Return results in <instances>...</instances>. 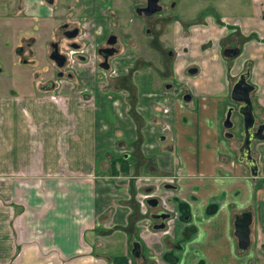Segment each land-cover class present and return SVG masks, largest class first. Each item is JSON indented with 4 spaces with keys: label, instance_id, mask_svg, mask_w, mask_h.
<instances>
[{
    "label": "crops",
    "instance_id": "obj_1",
    "mask_svg": "<svg viewBox=\"0 0 264 264\" xmlns=\"http://www.w3.org/2000/svg\"><path fill=\"white\" fill-rule=\"evenodd\" d=\"M26 1L35 35L30 27L19 35L27 38L30 54L21 61L20 42L8 43L0 31V65L4 54L31 63L41 25L53 19L46 6ZM231 4L242 9L222 14L227 29L216 27L212 15L205 24L194 21L187 29L188 51L180 49L189 38L177 26L181 41L173 65L149 71L129 65L125 75L105 81L98 78L100 69L79 60L57 85H42L44 69L21 94L20 85L0 93V264L264 260V178L250 177L245 163L231 154L236 141L220 137L230 86L245 68L253 113L264 123V0ZM1 19L28 23L3 11ZM45 32L42 47L50 42L51 31ZM223 47L237 54L227 56ZM179 79L187 100L171 93ZM161 96L167 97L164 104ZM263 155L264 139L254 146L258 169ZM166 181L172 187L165 188ZM153 188L171 212L164 229L154 230L138 208L139 195ZM157 210L148 207L149 215ZM245 210L248 246L240 252L232 220Z\"/></svg>",
    "mask_w": 264,
    "mask_h": 264
},
{
    "label": "rangeland",
    "instance_id": "obj_2",
    "mask_svg": "<svg viewBox=\"0 0 264 264\" xmlns=\"http://www.w3.org/2000/svg\"><path fill=\"white\" fill-rule=\"evenodd\" d=\"M138 1L53 0V3L49 5L42 0H36L35 6H46L51 11L53 19L46 21V25H41L39 30L41 33L39 45L33 46L34 48L31 47V49L33 48L34 55L31 63L19 62L15 60L17 57L15 58L14 55H9L8 57L5 54L3 55L4 61L0 65V93L4 89L8 90L9 87L17 90V86L20 85L21 89L17 91L20 90L21 94L26 88L32 86V82L38 80L40 73L44 69L42 85L47 81H52V84L57 85L60 80L65 78L66 65L57 68L51 61L52 65L48 64L47 54L50 51L48 42L42 47V42L46 36V29L51 31V34H47V37L50 35L48 41L57 43L59 53H66L71 50L68 46L70 41L79 40L80 42L83 40L81 32L78 33L76 38L67 39L62 35V30L75 26L79 28L78 30L86 32L85 37L88 41L85 51L78 53L74 50L70 55V58L75 63L72 65V70L75 69V65L79 62L78 54L84 56L85 60H83L92 65L94 71H96L95 69L99 70L97 65H94V61L98 58L93 51L99 45H104L108 34L115 33L117 35V42L115 44L117 50L114 55L108 58L109 67L106 70L100 69V74L99 71H96L98 72L99 79L107 81L110 78L125 75L128 70L125 71L124 69H127L129 65H144L146 67L144 71H149L153 65H173L171 62L174 61V53H176L174 49L180 46L179 41H181L178 25L182 27L181 34L188 36L187 29L195 22L197 24H205L206 15H212L213 19H216L215 23L220 25V19L224 12H229L234 8H236L234 9L236 11L242 9L237 8V5L231 4L232 0H161V10L150 17H144L137 16L134 12V8L140 4ZM225 2L226 7H224ZM26 3V0H0V12L3 11L5 16L15 14L20 20L28 22L27 17L29 16L24 12L27 9ZM223 7L224 9L222 10ZM240 7L245 9L246 6L241 5ZM31 25L32 22H28L27 26H24V24L20 25V22L17 20L5 22L1 19L0 21V31L6 35L7 42L12 43L14 40L20 42L17 47L21 49V53H18L21 61L27 60L30 50L27 38L20 36L19 33L20 30L23 32L26 27L29 28ZM30 28L32 31L29 30V33L35 35L33 28ZM20 38H22L21 41ZM188 38L187 46L183 48L182 45L180 49L188 51L190 48V37L188 36ZM217 43L220 47L224 46V42L220 39H218ZM1 47H3L2 44H0V49H2ZM43 49L46 51V57L42 55ZM2 52L4 53V51ZM193 58L195 59L196 56ZM68 61L69 59H67ZM56 71H60V77H57ZM153 71L151 70L150 72ZM174 74L177 75L176 73ZM155 75L157 78H160L157 72H155ZM181 88L182 79H179L176 82V86L171 88V93L181 96ZM122 90H118L121 95L125 94ZM160 99L164 104L167 97L161 96ZM125 106L129 108L128 104ZM237 118V116H233L231 119L238 124ZM234 135L238 141L239 135L235 132ZM220 137L222 138L221 135ZM256 142L253 143L254 146ZM231 154L234 155V153ZM260 169L263 170V166H260ZM252 261L253 264H264V260H260L258 257H253Z\"/></svg>",
    "mask_w": 264,
    "mask_h": 264
},
{
    "label": "water",
    "instance_id": "obj_3",
    "mask_svg": "<svg viewBox=\"0 0 264 264\" xmlns=\"http://www.w3.org/2000/svg\"><path fill=\"white\" fill-rule=\"evenodd\" d=\"M45 3L51 4L52 0H43ZM157 0H146V4L144 7L136 8L134 11L136 14L142 13L143 15H150L160 10V6L156 3ZM76 34V29L73 28L71 30H66L63 32L64 37L67 39L73 38ZM115 37L110 35L106 39V43L111 45L114 43ZM69 47L75 48L77 45L75 43L68 44ZM50 51L48 52V59L52 61V63L57 68H61L64 65L65 57L63 54L59 53L57 47L54 43L49 44ZM114 49L112 47L108 48H100L97 50L98 54L102 57L103 61L106 60V57L113 53ZM101 68H107L108 65L105 62H101L99 65ZM195 71V68H188L187 72L192 73ZM57 75H60L58 73ZM46 87H52V83L46 85ZM253 89V85L248 82V70L238 74L237 78L231 84L228 99L232 103H236L235 113L237 117H240V136L241 143L237 150V160L242 161L248 168V172L250 177L255 178L258 175V165L256 163L255 157L251 153V141H261L264 139V123H260L256 125L254 130H252L254 125V115H253V104L252 99L250 97V92ZM189 95L185 94L181 96L182 100H187ZM232 111V107L229 106L226 109L224 114V118L222 120L223 128H230L233 124L230 119V114ZM224 136L229 137L230 133H225ZM165 188L172 187L169 184L164 185ZM145 202L149 206L155 205V199L150 198L146 199ZM153 220H160L159 223H155L152 225L153 229H159L163 227L162 220L165 219L168 215L165 213H154L149 215ZM250 223V213L248 211H241L240 213L233 215L232 234L236 240V247L240 252H243L248 246V225Z\"/></svg>",
    "mask_w": 264,
    "mask_h": 264
},
{
    "label": "flooded vegetation",
    "instance_id": "obj_4",
    "mask_svg": "<svg viewBox=\"0 0 264 264\" xmlns=\"http://www.w3.org/2000/svg\"><path fill=\"white\" fill-rule=\"evenodd\" d=\"M160 1L161 0H157L156 1V3L160 6V10H161V4H160ZM140 4H139V6H136L135 8H134V10L136 9V8H140V7H144L145 6V4H146V0H139L138 1ZM159 10V11H160ZM159 11H157V12H159ZM135 12V11H134ZM156 13V12H155ZM136 14V13H135ZM154 13H152V14H150V15H143L142 13H140V14H136L137 16H144V17H150V16H152ZM221 23H220V25H218V24H216L215 23V26H217L218 28H221V27H223L224 29H227V25L226 24H224V22L223 21H220ZM73 28H75L76 29V34H75V36L73 37V38H76L77 36H78V33L79 32H81V35H82V41H80L79 42V40H75V41H70L68 44H70V43H75L77 46L75 47V48H72V47H70L72 50H75V49H81V51H85V49H86V47H87V38L85 37V34H86V32L85 31H80V30H78L79 28L78 27H71V28H69V29H64V30H62L61 31V33H62V35H63V32L64 31H66V30H71V29H73ZM190 29L188 28V31H189ZM110 35H112V36H114L115 37V40H114V43L113 44H111V45H108L107 43H106V39L108 38V36H110ZM179 35H180V33H179ZM64 36V35H63ZM181 36V35H180ZM70 39H72V38H70ZM106 39H105V41H104V45H102V46H98V47H96L95 49H94V53L97 55V58L98 59H96V61H94V65H97V67L99 68V69H103V70H106V69H108V67L109 66H107V68H101V67H99L98 65L101 63V62H105V64L106 65H110L109 64V61H108V58H110L112 55H114L115 54V52H116V47H115V44H116V42H117V35L115 34V33H110V34H108L107 35V37H106ZM222 42H224V40L225 39H220ZM50 43H54L55 45H56V47H57V43L56 42H54V41H52V42H50ZM49 43V44H50ZM108 47H112L113 49H114V51H113V53L111 54V55H109V56H107L106 57V60L105 61H103V59H102V57L100 56V54H98V52H97V50L98 49H100V48H108ZM224 49H223V53H225V54H227V55H229V54H231V53H234V54H237L236 53V50L235 49H233V47H231V48H228V47H223ZM182 50V49H181ZM172 51V50H171ZM169 53H170V51H168ZM61 54H63L64 55V57H65V61H64V65H66V68L68 69V70H70V69H72V65H74V62L72 61V62H70V61H68L67 62V59H68V57H67V52L66 53H61ZM79 58H78V60H80V61H84L85 59H84V56H80L79 54L77 55ZM84 59V60H83ZM63 65V66H64ZM245 70H248V82H250V80H249V77H250V73H249V68H245L244 70H241L238 74H240V73H242V72H244ZM58 73H60V71H56L55 72V74L57 75ZM238 74H237V76H238ZM237 76L235 77V79L237 78ZM234 82V81H233ZM49 83H52V81H47V83H46V85L47 84H49ZM252 92H253V89H252V91L250 92V97H251V99H252V96H251V94H252ZM231 102V101H230ZM252 104H253V101H252ZM229 106H231L232 107V111H231V114H230V119L233 117V116H237L236 115V113H235V109H236V106H237V104L236 103H230V105ZM228 106V107H229ZM227 107V108H228ZM227 108H225V110L223 111V114L221 115V119H220V129L222 130L221 131V133H222V137H223V139L227 142L228 140H235L236 141V146H235V153H234V155L237 157V150H238V148H239V145H240V143H241V136H240V117H238L237 118V122H238V124L237 123H235V121H233L232 119V122H233V124H232V126L230 127V128H223L222 127V125H221V123H222V120H223V118H224V114H225V112H226V109ZM253 115H254V125H253V128H252V130H254V128L256 127V125H258V124H260V123H263V122H260V121H258L257 120V118H256V116H255V114L253 113ZM169 126L168 125H165L164 126V130H169ZM264 131V130H263ZM234 132L237 134V135H239V140L237 141V137L234 135ZM225 133H230V136L229 137H226V136H224V134ZM255 141L253 140V141H251V144H250V149H251V153H252V155H253V153H254V145H253V143H254ZM257 163V162H256ZM261 167H262V165H261ZM262 169H260L259 168V172H260V174L262 173V171H261ZM256 178H261V177H259V175H257V177ZM165 184H169V185H171V183H169V182H167L166 181V183ZM172 186V185H171ZM143 194H147V197H146V199H150V198H153V199H155V205L153 206V207H158V210L157 211H155L154 213L156 214V213H165V214H167L168 216L165 218V219H163L162 220V223H163V227L162 228H160V229H164V228H166L168 225H167V222H164V220H168L169 219V217H170V215H171V212L169 211V209H168V207L165 205V201H164V198L161 196V195H159L157 192H156V189L155 188H153V189H149V190H147V191H144L143 192ZM145 199V200H146ZM148 207H150L146 202H145V213H146V215H145V217H149V212H148ZM154 213H152V214H154ZM151 218L149 217V220H150ZM152 220V222H153V224H155V223H159L160 222V220L158 219V220H153V219H151ZM152 224V225H153ZM155 230V229H154Z\"/></svg>",
    "mask_w": 264,
    "mask_h": 264
},
{
    "label": "built area",
    "instance_id": "obj_5",
    "mask_svg": "<svg viewBox=\"0 0 264 264\" xmlns=\"http://www.w3.org/2000/svg\"><path fill=\"white\" fill-rule=\"evenodd\" d=\"M76 50V52H78V53H82L83 51H81V49H75ZM74 50H69L68 52H67V57H68V59H69V61L70 62H72L73 60H72V58H70V55L72 54V52H73ZM167 111V109L166 108H163V112H166ZM259 164H261V163H259ZM261 166V165H260ZM260 166H259V168H260ZM259 170V169H258ZM258 175H259V177H261V178H264V173L262 172L261 174H260V172L258 171ZM146 197H147V194H141V195H139V199H138V208H139V210H140V213L143 215V216H145L146 215V213H145V199H146Z\"/></svg>",
    "mask_w": 264,
    "mask_h": 264
},
{
    "label": "trees",
    "instance_id": "obj_6",
    "mask_svg": "<svg viewBox=\"0 0 264 264\" xmlns=\"http://www.w3.org/2000/svg\"><path fill=\"white\" fill-rule=\"evenodd\" d=\"M122 161V160H121ZM261 165L263 166L264 165V155H263V159H262V163Z\"/></svg>",
    "mask_w": 264,
    "mask_h": 264
}]
</instances>
